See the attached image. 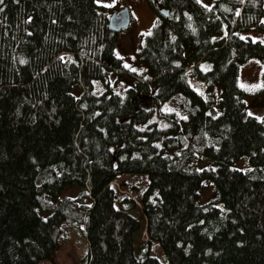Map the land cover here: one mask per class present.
Wrapping results in <instances>:
<instances>
[{
  "label": "trees",
  "instance_id": "trees-1",
  "mask_svg": "<svg viewBox=\"0 0 264 264\" xmlns=\"http://www.w3.org/2000/svg\"><path fill=\"white\" fill-rule=\"evenodd\" d=\"M146 2L169 11L140 50L150 77L116 56L119 33L96 0L0 4V264L52 260L70 231L86 247L79 264H161L148 250L135 255L136 203L124 197L117 206L112 187L126 174L149 181L144 233L168 264H264V118L246 111L254 91L239 84L241 65L264 63V45L239 34L264 31V0ZM117 80L127 84L121 93ZM176 94L183 116L162 111ZM140 95L154 107H140ZM244 154L252 169L232 168ZM204 179L216 195L201 202ZM72 185L77 194L61 198Z\"/></svg>",
  "mask_w": 264,
  "mask_h": 264
},
{
  "label": "rangeland",
  "instance_id": "rangeland-1",
  "mask_svg": "<svg viewBox=\"0 0 264 264\" xmlns=\"http://www.w3.org/2000/svg\"><path fill=\"white\" fill-rule=\"evenodd\" d=\"M100 5L104 7V10L107 16L112 14L119 13L123 9H128L130 12L131 24L129 28L120 31L117 36L118 47L116 48V56L119 57L124 63L128 65L127 70L130 72L138 73V75H145L150 77L153 75V72L148 68L146 62L141 60L140 53L142 46L145 42V37L149 35L152 31V27L158 22L159 16L158 13L150 8L146 0H96ZM202 5L208 7L212 6L215 0H199ZM242 38L249 39L251 38L254 41L261 42L264 45V31L257 30H248L242 31L239 33ZM185 58L189 65L194 64L193 52L189 47H185ZM64 60H71V56L64 55ZM211 62L209 60H204L200 63L201 70L207 71L211 69ZM239 73V84L248 91H254L250 96L245 98L246 100V111L252 116L257 117L259 120L264 118V92L255 94L256 88L262 87L264 82V63L261 60L251 59L249 62L240 66ZM135 69V70H133ZM114 80V77H111ZM112 81V80H111ZM188 81L190 86L196 92H200L204 95L208 93L207 84L203 81L195 79L192 74H189ZM96 92L101 93V82L95 81ZM113 84V83H111ZM114 89L115 92L121 93L118 89L126 87L127 84L124 80L116 81ZM111 87L113 85H110ZM213 91L215 93V103L213 108L215 112L219 113V99L222 94L221 87L218 85L213 86ZM74 95H79L80 90L77 87L72 89ZM141 99L139 100V105L142 108H152L154 107L152 96L151 95H140ZM183 104L180 100V95L176 94L170 97L165 101L162 106V111H173L180 116H183L182 110ZM202 163L208 166L209 164L214 166V164L209 162L208 159H202ZM232 168H236L242 171H248L252 169L251 164L249 163V156L244 154L239 159L235 160L231 164ZM148 180L144 175H133L126 174L124 176L118 177L115 179V182L112 184V187L115 192L119 193V198L117 200V206L119 201L124 197H130L133 202L136 203V208L129 211L139 222L141 223L140 230L135 233L134 236V245H135V255L137 257H143L145 250H148L150 255L155 256L161 264H168L164 258L162 248L156 242H150L148 244L147 233H144V228H146L145 216L142 210L141 197L144 193V190L148 186ZM200 199L201 202H206L216 195V188L211 184L207 179H204L200 187ZM79 191L77 185H72L65 187L61 192V198L64 196H73L76 195ZM214 193V194H213ZM200 202V200H199ZM222 208L221 205H219ZM48 213L43 212L42 216L48 217ZM64 226V225H63ZM66 229V226H64ZM77 240V245L74 246V241ZM52 260H43L40 264H79V256L86 252V247L84 246V241L79 237H74L72 231L67 233L66 238L59 243Z\"/></svg>",
  "mask_w": 264,
  "mask_h": 264
},
{
  "label": "water",
  "instance_id": "water-1",
  "mask_svg": "<svg viewBox=\"0 0 264 264\" xmlns=\"http://www.w3.org/2000/svg\"><path fill=\"white\" fill-rule=\"evenodd\" d=\"M159 13L160 15L164 14L165 16H168L169 11L165 8H161ZM108 20L110 29L116 33H120V31L129 28L131 24L130 12L128 9H123L119 11V13L109 16Z\"/></svg>",
  "mask_w": 264,
  "mask_h": 264
},
{
  "label": "flooded vegetation",
  "instance_id": "flooded-vegetation-1",
  "mask_svg": "<svg viewBox=\"0 0 264 264\" xmlns=\"http://www.w3.org/2000/svg\"><path fill=\"white\" fill-rule=\"evenodd\" d=\"M162 8V7H161ZM161 8L159 9H154L157 13H158V16H159V11L161 10Z\"/></svg>",
  "mask_w": 264,
  "mask_h": 264
},
{
  "label": "snow or ice",
  "instance_id": "snow-or-ice-1",
  "mask_svg": "<svg viewBox=\"0 0 264 264\" xmlns=\"http://www.w3.org/2000/svg\"><path fill=\"white\" fill-rule=\"evenodd\" d=\"M2 3H3V0H0V4H2ZM125 67H128V65H125ZM133 70H135V69H133Z\"/></svg>",
  "mask_w": 264,
  "mask_h": 264
}]
</instances>
